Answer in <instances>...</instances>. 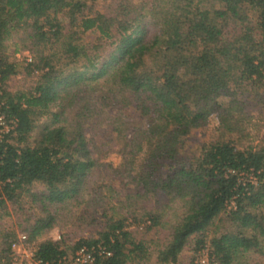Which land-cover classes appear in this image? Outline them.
<instances>
[{"label":"trees","instance_id":"trees-1","mask_svg":"<svg viewBox=\"0 0 264 264\" xmlns=\"http://www.w3.org/2000/svg\"><path fill=\"white\" fill-rule=\"evenodd\" d=\"M95 1L0 0L1 110L11 126L0 134V218L21 210L20 229L53 262L65 248L41 236L65 205L98 195L91 204L117 200L102 204L96 235L70 245L110 251L96 252L95 264L146 260L149 243L129 226L165 223L161 263L207 244L218 264H264V134L248 130L249 107L264 112V0H114L97 10ZM93 29L104 49L80 40ZM10 36L31 51L20 68L4 51ZM35 70L30 90L6 88L11 75ZM213 116L217 134L184 152L190 131ZM89 130L101 144L122 141L117 165L94 156ZM101 165L112 172L97 183ZM120 180L131 186L124 197L114 195ZM23 195L39 214L25 212ZM154 195L167 199L164 210L144 204ZM16 234L0 230L7 262Z\"/></svg>","mask_w":264,"mask_h":264},{"label":"rangeland","instance_id":"rangeland-1","mask_svg":"<svg viewBox=\"0 0 264 264\" xmlns=\"http://www.w3.org/2000/svg\"><path fill=\"white\" fill-rule=\"evenodd\" d=\"M109 1L114 0H97L95 1L93 5V9H101L105 6V4ZM105 3V4H104ZM99 33L97 30H87L83 33H81L80 40L86 44H93V43H100L99 47L104 49L107 44L103 43L102 40L98 39ZM16 40V37L10 36V38L7 40L8 45L5 48V53L9 55V59H15L19 62V66L25 65L26 61H28L26 58L31 55V51L24 50L23 52H19V55L14 54L13 49V41ZM101 41V42H100ZM29 55V56H28ZM36 74H38L36 71L34 73L24 74L21 72H17L7 80L6 88L9 90H24L28 91L31 89V87L34 85V82L37 78ZM1 90H3L1 88ZM259 107V106H258ZM249 112L253 113L252 122H255L251 129H248L252 135H255L256 138L264 134V112H259L258 109L253 106L249 107ZM111 112H113L111 110ZM116 113V112H115ZM127 116H125L122 119L121 126L124 127L123 132H126V128L124 126L125 122H130L131 115L129 113H126ZM258 124H261L258 126ZM217 126V119L215 116H213L210 120V122L204 126H201L199 128H195L190 131L189 135L187 136V139L185 140V143L187 144V148L184 147V152H187L188 150H196L198 143L200 141H203L205 139H210L213 136L217 134L216 131ZM122 130V129H121ZM120 130V131H121ZM111 133V136H115L114 130H108L106 134ZM122 132L120 133V135ZM258 134V135H257ZM89 135H94L96 142V147L93 148V154L95 157L99 159L101 162H111L112 166L117 165L122 160V154H121V143L122 141L118 138L111 137V145L108 143L101 144V142H104V135L100 134L98 131L95 130H89ZM107 165H101L99 168H96L92 176L95 179V182L99 183L100 179L107 178L111 174V170L106 169ZM120 178H123V180H126L127 177L122 176ZM114 186L117 190V197H124L125 191L124 189L131 187L130 185H127L125 188H123V181L120 180L118 183L113 182ZM40 184H35L33 188H40ZM98 195L93 196H85L84 199H82V202L80 203H69L68 205H65L64 208L60 209L61 218H57V221L54 225H52L41 237L42 238H52V239H58L61 241V246L65 248V254L70 256V254L73 252L70 248V245L74 243L75 240H77L80 236H91L96 235L95 230L100 229L103 224V220H101V206L104 202L107 204H112V202H115L117 199H103V197L99 198V202L93 201L94 204H91L90 198H95ZM116 197V198H117ZM145 201V202H144ZM144 204L147 206H152L154 209H161L164 210V205L167 204V199L162 198L160 195H154L152 199L150 200H144ZM23 205H26L27 209L25 212L27 214H30L31 212H34L35 214H39L38 206L35 203H32L27 199L26 195H23ZM99 203V204H98ZM116 204V203H115ZM114 205V204H113ZM133 206V205H132ZM177 206V203L172 205L173 208ZM18 210V211H17ZM10 213L2 218H0V230L3 228L5 229H14L16 232L22 231L20 229L19 223L24 224L25 223V214L19 210L15 209L13 207H10L9 209ZM17 211V212H16ZM171 214V210H166V214L163 219H168ZM95 219V220H93ZM129 228H133L134 234L136 238H142L143 240L147 241L149 243L148 251L149 256L146 260L136 262V260H133L132 263L129 264H166L161 263L158 258V246L163 245L170 236V230L168 227V223L161 224L149 229H146L143 225L138 228H135L133 226H129ZM157 245V247H156ZM192 245L187 244L184 246V248L181 250L179 254V260L175 264H195L194 257L196 251L192 250ZM260 257V256H258ZM256 260L254 256H249V262L246 264H251L252 261ZM0 264H9L7 260L4 257H0Z\"/></svg>","mask_w":264,"mask_h":264},{"label":"built area","instance_id":"built-area-1","mask_svg":"<svg viewBox=\"0 0 264 264\" xmlns=\"http://www.w3.org/2000/svg\"><path fill=\"white\" fill-rule=\"evenodd\" d=\"M31 57H28L30 60ZM38 73V70H35ZM1 71H0V134L8 131L11 127L5 118L4 112L1 110ZM37 244L28 239L27 233L24 231L17 232L15 239L11 241L10 251L8 252L9 264H95V253L110 254L109 250L104 247L98 248L81 245L76 248L70 256L63 254L56 261L50 262L42 259L36 252ZM194 262L196 264H218L217 260L211 253L210 247L205 244L196 250Z\"/></svg>","mask_w":264,"mask_h":264},{"label":"crops","instance_id":"crops-1","mask_svg":"<svg viewBox=\"0 0 264 264\" xmlns=\"http://www.w3.org/2000/svg\"><path fill=\"white\" fill-rule=\"evenodd\" d=\"M6 44L8 45V41L6 42ZM7 45H6V47H7ZM6 47H5V48H6ZM24 50H28V49L21 48V46H20L19 49H13L12 52H14V54H16V55H19V52H23ZM28 56H29V55H28ZM29 57H31V55H30ZM26 59L28 60V57H27Z\"/></svg>","mask_w":264,"mask_h":264}]
</instances>
